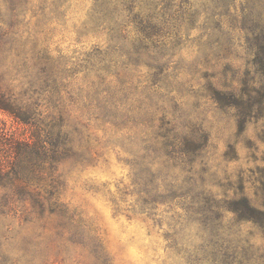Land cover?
<instances>
[{
    "label": "rangeland",
    "instance_id": "rangeland-1",
    "mask_svg": "<svg viewBox=\"0 0 264 264\" xmlns=\"http://www.w3.org/2000/svg\"><path fill=\"white\" fill-rule=\"evenodd\" d=\"M107 3L0 0V83L49 155L0 264H264V0Z\"/></svg>",
    "mask_w": 264,
    "mask_h": 264
},
{
    "label": "trees",
    "instance_id": "trees-1",
    "mask_svg": "<svg viewBox=\"0 0 264 264\" xmlns=\"http://www.w3.org/2000/svg\"><path fill=\"white\" fill-rule=\"evenodd\" d=\"M104 1L106 3L108 1L107 5H112L116 9L119 7V0ZM1 18L0 6V21ZM3 37L4 34L3 36L0 34V50ZM13 107L14 104L7 90L0 83V111L10 113L17 122L30 125L31 129L30 135L23 139L10 137L0 129V209H7L8 212L16 211L17 202L25 197L31 198L40 206L43 205L40 193L32 189L30 185L33 179H41L37 170L44 166L49 156L40 129L13 111ZM51 154L57 155L53 150ZM261 214L264 216V212Z\"/></svg>",
    "mask_w": 264,
    "mask_h": 264
}]
</instances>
